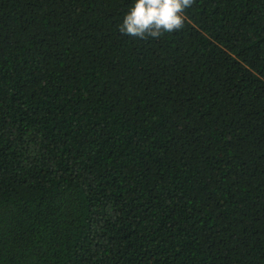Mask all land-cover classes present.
Masks as SVG:
<instances>
[{"label":"trees","instance_id":"obj_1","mask_svg":"<svg viewBox=\"0 0 264 264\" xmlns=\"http://www.w3.org/2000/svg\"><path fill=\"white\" fill-rule=\"evenodd\" d=\"M0 0V264H264V0Z\"/></svg>","mask_w":264,"mask_h":264},{"label":"clouds","instance_id":"obj_2","mask_svg":"<svg viewBox=\"0 0 264 264\" xmlns=\"http://www.w3.org/2000/svg\"><path fill=\"white\" fill-rule=\"evenodd\" d=\"M192 0H131L119 24L122 34L158 37L183 26L184 9Z\"/></svg>","mask_w":264,"mask_h":264}]
</instances>
